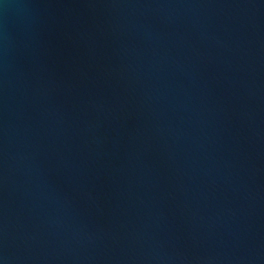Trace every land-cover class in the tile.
<instances>
[{
  "label": "water",
  "instance_id": "water-1",
  "mask_svg": "<svg viewBox=\"0 0 264 264\" xmlns=\"http://www.w3.org/2000/svg\"><path fill=\"white\" fill-rule=\"evenodd\" d=\"M0 264H264V0H0Z\"/></svg>",
  "mask_w": 264,
  "mask_h": 264
}]
</instances>
